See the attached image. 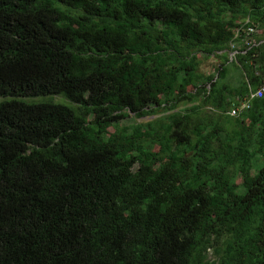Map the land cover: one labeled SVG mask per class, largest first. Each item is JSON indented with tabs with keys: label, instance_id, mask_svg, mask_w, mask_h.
Here are the masks:
<instances>
[{
	"label": "trees",
	"instance_id": "trees-1",
	"mask_svg": "<svg viewBox=\"0 0 264 264\" xmlns=\"http://www.w3.org/2000/svg\"><path fill=\"white\" fill-rule=\"evenodd\" d=\"M262 83L264 0H0V264H264Z\"/></svg>",
	"mask_w": 264,
	"mask_h": 264
},
{
	"label": "built area",
	"instance_id": "built-area-1",
	"mask_svg": "<svg viewBox=\"0 0 264 264\" xmlns=\"http://www.w3.org/2000/svg\"><path fill=\"white\" fill-rule=\"evenodd\" d=\"M242 32H244L247 36V40H246V46H257L259 45V43H257L254 39V36L257 35V30L255 28L249 27L247 29H243L242 28ZM231 49L234 50L235 49V44L231 45ZM234 55V53H232L230 55V58H232ZM264 97V83H262V85H260V87L253 93L250 94L249 98L244 100L243 102H240L236 105H234L230 112L229 115L231 117H238L241 113L245 112L246 110L249 109V104L250 101L253 99H260Z\"/></svg>",
	"mask_w": 264,
	"mask_h": 264
},
{
	"label": "rangeland",
	"instance_id": "rangeland-1",
	"mask_svg": "<svg viewBox=\"0 0 264 264\" xmlns=\"http://www.w3.org/2000/svg\"><path fill=\"white\" fill-rule=\"evenodd\" d=\"M216 63L217 62L213 58H210L208 60L203 61L201 63V71L207 75H211L212 73H214V68L216 66ZM53 100L54 101H61L62 99L59 97H54ZM132 117L133 116L131 115V118H129V120H125L124 122H122V125L123 126L132 125L134 123ZM136 122H140V120L136 121Z\"/></svg>",
	"mask_w": 264,
	"mask_h": 264
}]
</instances>
